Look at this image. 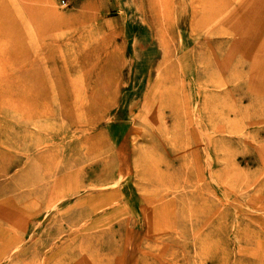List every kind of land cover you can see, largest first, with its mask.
I'll use <instances>...</instances> for the list:
<instances>
[{
  "label": "rangeland",
  "instance_id": "rangeland-1",
  "mask_svg": "<svg viewBox=\"0 0 264 264\" xmlns=\"http://www.w3.org/2000/svg\"><path fill=\"white\" fill-rule=\"evenodd\" d=\"M20 4L49 26L40 93L0 95V264H264V0Z\"/></svg>",
  "mask_w": 264,
  "mask_h": 264
},
{
  "label": "bare ground",
  "instance_id": "bare-ground-1",
  "mask_svg": "<svg viewBox=\"0 0 264 264\" xmlns=\"http://www.w3.org/2000/svg\"><path fill=\"white\" fill-rule=\"evenodd\" d=\"M27 1V0H25ZM203 15L204 17L214 15L215 9L220 6L224 0H201ZM26 4V3H25ZM19 10L17 13L18 16H15L14 12L8 5V0H0V41H2L3 49L0 51V62L5 67L6 71L10 65L14 67V72L7 74H3L0 77V95H5L15 104V109L22 111V107L27 104L29 105V94L38 95L39 88L43 85L42 77L34 72L33 68L29 67L26 70H21V62L22 59L19 57V54L22 53L21 50L25 53L26 60V52L24 50V44L22 41L23 32L22 28L24 22L29 20L30 24L36 31L37 29L41 30L45 27H48L49 24L46 22H41L37 18V13L39 10H35L27 5H19ZM148 11L150 13V2L147 4ZM34 9V10H33ZM16 10V9H15ZM20 11V12H19ZM15 17H18L16 19ZM1 48V47H0ZM24 49V50H23ZM28 59V58H27ZM0 75L2 73L0 72ZM162 96L164 97V92L156 93V101H152L153 105L155 103L156 107L162 106ZM203 106V105H202ZM169 115H162V118H168ZM146 120H150V116L146 118Z\"/></svg>",
  "mask_w": 264,
  "mask_h": 264
}]
</instances>
